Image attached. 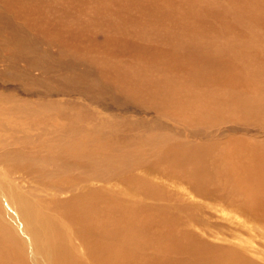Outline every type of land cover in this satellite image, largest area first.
I'll list each match as a JSON object with an SVG mask.
<instances>
[{
  "label": "rangeland",
  "instance_id": "obj_1",
  "mask_svg": "<svg viewBox=\"0 0 264 264\" xmlns=\"http://www.w3.org/2000/svg\"><path fill=\"white\" fill-rule=\"evenodd\" d=\"M45 7L38 3L33 16L21 10L30 23L19 25L39 43L37 59L49 62L19 57L10 35L0 34V152L17 154L0 153L2 191L49 205L94 191L114 199L115 216L107 217L114 237L91 238L99 251L86 249L80 226L66 233L81 264L117 253L131 264H225V254L264 264V0H50ZM221 64L236 79H222L229 74ZM155 80L179 87L133 93ZM236 90L244 108L230 99ZM7 204L0 225L12 232L0 230L8 249L0 264L12 251L24 264H48L47 230L29 226L17 204L11 218Z\"/></svg>",
  "mask_w": 264,
  "mask_h": 264
},
{
  "label": "bare ground",
  "instance_id": "obj_2",
  "mask_svg": "<svg viewBox=\"0 0 264 264\" xmlns=\"http://www.w3.org/2000/svg\"><path fill=\"white\" fill-rule=\"evenodd\" d=\"M49 1L50 0H0V34L3 33L4 31H5V33H8L10 35V37H8V40L6 42L11 43L10 45L13 46L12 48H14V50H13L14 53H16V52L19 53V57L22 56L21 58L25 57L27 60L30 59L33 62V64H36V62L40 63L39 62L40 60H42L43 62H44V60L49 62L50 58L47 57L45 59H40V60L37 59L38 54L35 56V52H36V45H39V43L37 42L38 44H35L34 40L36 38L35 39L32 38L31 33H27L26 30H25L26 32L22 30L23 27H21V26H23V25L22 24L19 25V21L23 20V17L19 16V14L21 13V10H22L24 14L29 15L32 13V16H33L36 13L38 3H40V5L43 3V5L45 7V5H47V3H49ZM45 9H46V7L45 8H39V10L42 14L45 13ZM47 13H48V10H47ZM23 21H24V27H25V25L30 23V21H28L26 19ZM37 25L38 24H35L33 28H36ZM4 38H6V37H4ZM0 39H2V37ZM49 39H51V38H49ZM39 42H41V41H39ZM189 48L193 49V47H189ZM1 49H2V47H1ZM41 55H42V52H41ZM16 57H14V58H16ZM0 58H1V56H0ZM43 62L40 64H43ZM48 62H46L47 66H48ZM58 64H60V63H58ZM47 66L45 65V67H47ZM220 66L222 67V70L224 72H227L229 74L228 76H225L226 74L222 75L221 76L222 79H227L229 77H232L231 72H230L229 67H228V64H226V65L221 64ZM29 68H30V66H29ZM40 69H42V68H40ZM0 76H1V73H0ZM15 77H16V75H15ZM30 77H33V76H30ZM232 78H235V77H232ZM238 78H239V76H238ZM72 82H73V80H72ZM83 82L86 83V79L83 80ZM165 83H167V82L165 81ZM80 84H82V83H80ZM177 84L178 83L176 82L175 84L169 83L168 85H163V84H160L158 81H156L153 83H148V85L145 86L146 91L139 88L136 91H134L133 93L135 95H139L140 94L139 92L142 91V92H146L147 95H150V94H153L157 90V86H160L162 89H160L161 90V91L159 90L160 93H157V94L161 96L163 94L171 92L172 90H176V88L179 87ZM94 86H97V85L95 84ZM136 87H137V85H136ZM155 94H156V92H155ZM155 94H154V96H155ZM242 95L243 94H242L241 90H239V92L236 90L235 94H233V97H231L230 99L235 98V99H233V101H237V102L239 101L241 107L244 108V105H247V104H246V102L241 101ZM165 96L166 95H164L163 100L167 99ZM217 99H219V102L221 104L224 101V99L220 98V97H218ZM251 100H252V97H251ZM10 101L12 102V100H10ZM226 102L230 103V101H225L223 104L225 105ZM165 103H167V101ZM5 105L7 108L8 107L14 108V106H15V104H13L14 106L9 105V100H7V103ZM235 108H237V107H235ZM1 110L2 109L0 108V111ZM61 149L63 150V148H61ZM70 151H71V149H70ZM1 154H2L1 157L3 156L4 159H6V160H14L16 158V155H17L16 151H13V152H10V151L5 152L4 151ZM17 157H19V156H17ZM30 157H31V155H30ZM30 157H28V159ZM108 161H110V160H108ZM248 178L251 180V183H249V184H255L253 179H251L252 176L248 177ZM91 183L92 182H90V184L88 186L90 189H95V186L98 187L97 182H93L92 184ZM263 185H264V182L261 183V186H263ZM84 188H86V187H84ZM103 188H104L103 190H105V187H103ZM114 188H115V186H114ZM15 190L16 189L14 188L13 191L11 190L12 192H10V195H6L4 192V189L2 191V186H0V210L2 212V218H5V216H4L5 214L3 213L2 209H1V207H3L2 204L4 202H9V204H7V207L10 205V207L15 209L12 213L10 211V213H11L10 217L11 218L15 219L17 217L16 211H18V210H16L17 209L16 207H14V205L17 204L19 206V209H20L19 211H21L22 215H24L23 216L24 221L27 222L29 226H32V227L38 228V229L39 228L46 229L48 234H49L48 236L51 237L50 242L44 246V249L46 252L45 255H46V259L48 261V264H81V261L79 259H77V257H76L77 256L76 252H74V251H76L77 246L74 245L75 248L71 247L68 243L69 241L67 242V239H66V233L73 228L72 226H78V227L80 226L81 230H83V232L86 233L85 239L89 240V242H86V246H85L87 250H89L92 247L91 248L92 251H99L98 249L99 248L101 249V247H102L100 243H97L96 239L93 241L91 240V238H94L93 235H95L96 237H97V235L99 237L106 236L105 237L106 240H109V241L115 235V233L111 232L110 228L113 226H110L107 223V219L109 220V218H107V217L110 215L113 216L116 213V211H115L116 203L114 202V199L113 200L110 199L109 197L105 196L102 192L100 193V192L94 191L92 193H88V195H80V196H75V197L71 196V198H66V200L60 199L57 203L53 202L54 204L49 205L50 203L48 204L47 201H46L47 202V204H46V203H41L39 201L31 200L32 198L29 199L24 194H20V193L18 194ZM78 190H80V189H78ZM253 190L255 192V190H257L256 187ZM91 191H93V190H91ZM191 195H192V193H191ZM9 210H10V208H9ZM6 211H7V209H6ZM226 211H224L223 213H225ZM220 213H222V211ZM223 213H222V215H223ZM228 213H226V214H228ZM228 215H225V216L228 217V220L231 221L232 223L238 224L239 226L248 225V223L246 221L241 220L242 217H241V215H239V213L232 212V213H229ZM0 230L4 234L6 233L5 235L9 236L10 228L4 227L3 225H0ZM71 233H73V232H71ZM69 236L71 238V235H69ZM69 236H68V238H69ZM35 239L40 240L39 238H35ZM43 241H45V240H43ZM71 242H73V241H71ZM2 250L8 251L7 247H5L2 244V241L0 239V251H2ZM225 256H226L225 261H224L225 264H258L254 261H249L248 259H245L243 256H240V255H238L236 257L237 259H235L233 255L228 256V254H225ZM132 257L133 256H131V258ZM3 258H4V264H24L22 262L21 258H19V256L17 255L16 251H12V253L10 255H9V252L4 253ZM228 258H230L232 261H227V260H230ZM119 262H121L122 264H131V262L127 259L126 256L123 255V253H122L121 261L119 259V254L117 253V254H114L113 257H112V255H110V258H108L105 262H102L101 264H117Z\"/></svg>",
  "mask_w": 264,
  "mask_h": 264
}]
</instances>
